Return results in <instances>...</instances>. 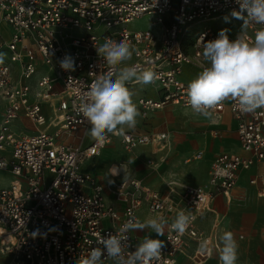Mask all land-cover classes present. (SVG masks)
Here are the masks:
<instances>
[{
  "label": "built area",
  "instance_id": "2783aa9c",
  "mask_svg": "<svg viewBox=\"0 0 264 264\" xmlns=\"http://www.w3.org/2000/svg\"><path fill=\"white\" fill-rule=\"evenodd\" d=\"M234 10L239 11L236 0H0V24L11 28L10 36L0 30V52L6 54L0 63V171L12 177L0 189V255L7 264H76L80 255L102 247L101 237L118 233L129 213L140 220L144 206L171 222L180 211L192 217L185 233L167 230L162 255L153 264H179L189 242L200 248L207 240L209 245L206 253L201 248L195 252V264L219 250L218 239L202 233L197 221L218 196L230 195L243 173L264 169V109L244 113L231 99L219 104L213 117L231 112L248 156L220 154L211 163L207 184L185 186L174 179L167 192L113 173L112 183L100 184L83 170L86 161L99 157L114 140L132 153L165 142L167 134L109 133L104 141L85 147L71 140L90 130L79 108L91 82L110 70L96 50L106 38L128 42L135 49L128 63L156 73L147 84L154 97L137 102L146 120L166 106L191 110L187 85L208 66L204 43L223 29L230 40L242 32L230 35L229 22L240 29L244 24L232 17ZM143 17H150L147 30L124 28ZM262 27L248 24L247 36ZM66 56L74 59V71L61 68ZM138 85L135 80L127 84ZM203 158L197 152L185 163ZM118 168L126 171L123 165ZM250 184L264 197V173ZM128 235V251H135L142 240L133 231Z\"/></svg>",
  "mask_w": 264,
  "mask_h": 264
},
{
  "label": "clouds",
  "instance_id": "9594fccd",
  "mask_svg": "<svg viewBox=\"0 0 264 264\" xmlns=\"http://www.w3.org/2000/svg\"><path fill=\"white\" fill-rule=\"evenodd\" d=\"M239 11L231 13L233 18L244 21L242 32L235 40H230L228 30L219 32L218 38L203 45V60L206 67L187 85V105L193 112L211 119L213 110L226 99L233 100L238 109L252 113L264 109V27L247 36L250 23L264 25V0H236ZM227 19V18H225ZM98 55L109 66L106 74L98 75L82 98L80 114L90 124L88 135L95 141H104L109 133L125 136L126 130L134 129L139 109L133 101V91L128 82L147 85L156 79L151 69L129 64L135 49L128 42L106 38L96 48ZM5 53L0 52V63ZM74 59L66 56L60 66L66 71H74ZM121 167V166H120ZM120 168L113 166L112 172L118 175ZM113 181L109 179V183ZM192 217L184 211L177 213L169 225L161 216H153L140 221L129 213L118 233L101 237L99 245L80 255L76 264H153L162 255L164 241L145 236L135 251H128L129 232L148 229L157 236L165 235V229L183 234L190 226ZM220 264H237L239 244L231 231L220 237ZM207 240L201 242L203 252L208 251Z\"/></svg>",
  "mask_w": 264,
  "mask_h": 264
},
{
  "label": "crops",
  "instance_id": "0c3cea01",
  "mask_svg": "<svg viewBox=\"0 0 264 264\" xmlns=\"http://www.w3.org/2000/svg\"><path fill=\"white\" fill-rule=\"evenodd\" d=\"M148 89L149 91H141L144 94L143 98H148L145 97L146 93L150 95L149 98L154 97V91L151 88ZM203 117L200 115L198 120ZM139 118H142L141 113ZM161 118L167 120L166 113L163 111L157 117L158 120ZM209 120L219 124L210 128L205 125L199 129L203 132H200L198 136L194 133L192 138H179L177 140L179 146L173 149L171 133L164 130L165 122L155 128L154 132H150L167 134L168 139L161 144H151L130 153L123 148L119 140H114L99 157L86 161L83 170L92 174L98 183L105 184L112 178L111 168L123 165L126 167V171H119L117 176L120 180L136 179L141 181L146 188L157 192H167L168 183L174 179L185 186H203L208 182L211 163L218 155L231 153L248 156L240 146L237 122L229 110L219 118L212 116ZM231 122L233 126H230ZM126 131H131V129ZM88 132L80 131L76 138L71 140V143L83 147L90 145L94 140L88 135ZM197 152L204 153V158L201 161L185 163L187 158ZM149 161L152 162V166L148 164ZM1 173L7 174L0 171ZM262 173H264L263 168L243 173L238 185L230 195L228 197L218 196L211 205V210L197 221L198 229L202 233L218 239L219 249L222 234L226 230L233 233L239 244L237 264H264V197H260L257 187L250 184L252 177ZM153 216L159 215L150 213L146 206L138 212L141 221ZM165 220L170 224V218ZM167 230L166 228L163 236H157L156 233L150 232L148 229L134 230L133 234L140 240H143L145 236H150L153 239L164 241ZM198 249L200 248L197 243L189 242L185 253L179 257V264H195L193 256ZM1 257L2 261L8 262L6 257L2 255ZM202 264H220L219 250H214L211 257L204 260Z\"/></svg>",
  "mask_w": 264,
  "mask_h": 264
},
{
  "label": "rangeland",
  "instance_id": "374dc122",
  "mask_svg": "<svg viewBox=\"0 0 264 264\" xmlns=\"http://www.w3.org/2000/svg\"><path fill=\"white\" fill-rule=\"evenodd\" d=\"M149 24H150V17H143L142 19L135 20L131 24L124 26V28L131 32L145 31L149 28ZM239 25L240 24L238 23L237 25H233L231 22H229V27L232 30V33L230 35H235L240 30H242V28L241 29L239 28ZM10 29L11 28L7 26L5 23L0 24V30L3 32L5 36H10V32H11ZM77 33L79 34L80 32H77ZM97 34H100V32H97ZM148 88H149L148 85H143V84L130 88V90H132L134 93L132 98H133V101L136 103V105H137L138 100L144 97L143 96L144 94H142L141 91H146V90L149 91ZM145 97L149 98L150 95L146 93ZM2 109L3 108H2L1 101H0V118H1ZM162 111L166 113L167 120H164L163 118H161L160 120L157 119L158 115ZM162 111L152 113L146 120L138 117L137 125L134 129H131V131H137V132L153 131L154 132L155 128H158L165 122L164 130L169 131L171 133V137L173 138L171 146L173 149V148H176V146H179L178 145L179 143L177 142L179 138H183V139L188 138V137L192 138L191 136H193L194 133H196L195 135L198 136L200 135V132L201 133L203 132V131H200L199 129L204 127L205 125H207V127L210 128L212 126L219 124V123H214L205 117L198 120L200 115L196 114L195 112H191L188 109L181 108V107L176 108V107L169 106V107H166ZM170 124H172L173 126H171ZM230 126H233L232 122ZM204 131H206V129H204ZM11 180H12L11 176L1 173L0 174V189L6 187L10 183ZM1 259L2 257L0 255V264H7V262L2 261Z\"/></svg>",
  "mask_w": 264,
  "mask_h": 264
}]
</instances>
